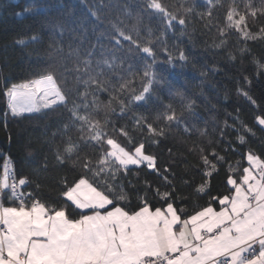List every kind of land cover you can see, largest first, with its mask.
<instances>
[{"label": "snow or ice", "instance_id": "snow-or-ice-1", "mask_svg": "<svg viewBox=\"0 0 264 264\" xmlns=\"http://www.w3.org/2000/svg\"><path fill=\"white\" fill-rule=\"evenodd\" d=\"M76 4L86 7L87 0ZM181 4L182 15L173 16L175 25L169 22L172 31L179 27L178 35L192 44L199 31L206 49L223 52L227 63L250 57L260 79L264 64L253 49L264 50V0ZM156 7L154 0H128L116 19L104 20L87 7L75 26L62 19L46 21L50 35L43 58L38 56L42 66L22 78L6 63L0 68L5 124L9 111L12 117L55 116V126L45 124L36 139L59 145L53 153L55 173L46 155L31 175L13 171L11 154L0 150V264H264V139L242 121L239 108L219 119V106L212 103L203 125L189 124L199 104L174 91L151 114L139 110L159 82L147 49L140 46L152 31L145 21ZM188 17L199 22L198 30L185 31ZM29 39L43 42V34ZM18 43L26 44L24 39ZM177 58L187 62V53L181 50ZM210 69L213 74L223 70L215 63ZM244 82L236 95L249 99L252 78L245 76ZM222 99L226 105L227 92ZM250 102L260 118L253 122L264 130V112L254 98ZM209 121L218 122L219 140H225V131L235 132L223 152L201 142H214ZM173 125L189 138L196 132L187 152L198 153L197 163H183L179 172L168 164L161 169L150 151ZM221 169V188L214 190L211 181ZM248 221L259 236L243 255L236 251L235 234Z\"/></svg>", "mask_w": 264, "mask_h": 264}, {"label": "trees", "instance_id": "trees-1", "mask_svg": "<svg viewBox=\"0 0 264 264\" xmlns=\"http://www.w3.org/2000/svg\"><path fill=\"white\" fill-rule=\"evenodd\" d=\"M75 2L76 0H0V68L6 63L11 66L13 75L22 78L26 72H31L42 66L41 59L44 56L50 35V29L44 28L46 21L62 19L67 21L69 26H75L80 19L85 18L87 7L95 9L104 20L116 19L118 15H123L124 5L128 0H87L86 7H81L78 4L73 7ZM154 3L158 5L154 8L155 15L150 21H145L146 24L152 25V31L140 40V46L142 49H147L150 57L149 62L155 65L156 76L154 79L159 82L156 83L153 95L145 104L139 106V110L151 114L162 107V101L167 102L171 98V92L180 91L192 97L199 104L195 118L189 119V124L203 125L205 119L213 111L211 104L216 103L219 106V119L224 118L226 110L235 113L239 108L242 121L256 129L259 137L264 139V130L253 122L254 117L258 119L257 109L253 106V102H250L251 98H254V103H258L260 106V112H264V69H259L260 79H256L257 67L251 62L250 57L245 56L242 62L238 59L235 64L227 63V57L223 52L206 49L204 43L206 37L201 36L199 31L196 32L195 44L190 43L187 36L178 35L179 27L175 32L172 31L169 22L175 25L173 16H176L177 13L182 15L181 0H154ZM20 12L23 14L18 15ZM188 19L191 23L187 25L186 32L200 28L199 22L194 17H188ZM85 23L87 26V20ZM41 32L43 42L33 43L29 39L33 33ZM19 39H24L26 44H19ZM65 40H67V36ZM105 43L107 42L105 41ZM165 50H167V55H165ZM181 50L187 53V62L177 58V54ZM253 51L257 53L260 63L264 64V50L254 48ZM38 56L41 59H38ZM214 63L219 64L223 70L213 74L210 66ZM202 71H207L208 75L202 76ZM245 76L252 78V86L248 89L251 94L249 99H245L244 95H236L238 86L241 89L245 87ZM14 82L18 83L21 80L17 79ZM2 83L3 81L0 79V84ZM225 92L230 97L226 105L222 99ZM205 95L207 99H205ZM175 103L179 106L182 101L177 100ZM5 105L6 100L0 99V150H3L5 155L11 154L10 159L14 171L21 169L31 175V170L41 168L46 155L49 170L55 173L56 162L53 153L59 146L58 142L52 146L42 145L36 138L42 136L46 131L45 124L55 126L56 117H43L40 113L12 117L8 112L5 124L3 115L6 110ZM185 118L187 119V117ZM228 119L231 121V116ZM160 123L163 124V121ZM236 126L239 128L240 124ZM213 127L216 128L215 132H211ZM209 130L214 142L211 145H207L205 141L201 142L205 143L206 147L217 148L220 152H223L227 138L235 136V132L229 129L224 132L225 140H219L218 122L213 125L209 121ZM50 131H55V129L51 128ZM9 135L11 142L8 139ZM29 139L32 140L31 145L27 143ZM195 139V130H193L192 137L189 138L179 125H173L172 131L161 139L159 146L151 148L150 151L155 153L161 169L165 164H168L179 172L183 163H197L198 153L187 152L188 146ZM29 147L31 155H27ZM168 148H172V153L167 151ZM181 153L187 157L186 160ZM2 171L3 160L0 159V173ZM143 175L144 172L141 171V176ZM223 175V169H221L220 175L211 181L214 190L221 188Z\"/></svg>", "mask_w": 264, "mask_h": 264}, {"label": "crops", "instance_id": "crops-1", "mask_svg": "<svg viewBox=\"0 0 264 264\" xmlns=\"http://www.w3.org/2000/svg\"><path fill=\"white\" fill-rule=\"evenodd\" d=\"M242 206L243 204L239 205L238 207ZM235 210L236 209H234V211ZM262 223H264V221H262ZM241 227L243 231L235 234V242L240 245L236 251L242 254L243 247H249L250 245L257 243V239L255 237L259 236V231L258 229H254L252 227L251 221H248L246 224H242Z\"/></svg>", "mask_w": 264, "mask_h": 264}, {"label": "rangeland", "instance_id": "rangeland-1", "mask_svg": "<svg viewBox=\"0 0 264 264\" xmlns=\"http://www.w3.org/2000/svg\"><path fill=\"white\" fill-rule=\"evenodd\" d=\"M9 113H10V111H9ZM10 114H11V113H10ZM259 119H260V118L258 117V120H259ZM260 123H264V120H261ZM252 245H253V244H252ZM252 245H250L249 247H245V248L243 247L242 254H243V255H246L247 251H248L249 249H251V246H252Z\"/></svg>", "mask_w": 264, "mask_h": 264}, {"label": "bare ground", "instance_id": "bare-ground-1", "mask_svg": "<svg viewBox=\"0 0 264 264\" xmlns=\"http://www.w3.org/2000/svg\"><path fill=\"white\" fill-rule=\"evenodd\" d=\"M258 120V119H257ZM11 160V159H10ZM11 164L13 165L12 161H11Z\"/></svg>", "mask_w": 264, "mask_h": 264}, {"label": "built area", "instance_id": "built-area-1", "mask_svg": "<svg viewBox=\"0 0 264 264\" xmlns=\"http://www.w3.org/2000/svg\"><path fill=\"white\" fill-rule=\"evenodd\" d=\"M250 250V249H249ZM246 255H247V253H246Z\"/></svg>", "mask_w": 264, "mask_h": 264}]
</instances>
